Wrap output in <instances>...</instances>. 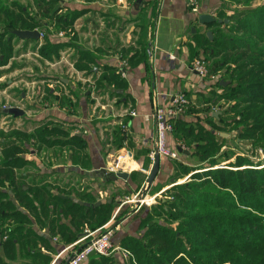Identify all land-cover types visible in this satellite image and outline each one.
<instances>
[{"label":"crops","instance_id":"1","mask_svg":"<svg viewBox=\"0 0 264 264\" xmlns=\"http://www.w3.org/2000/svg\"><path fill=\"white\" fill-rule=\"evenodd\" d=\"M197 2L198 13L192 12L189 0H62L63 10L58 14H70L74 18L70 25L74 40L60 50V58L48 60L38 51L46 40L53 44L69 42L68 37L58 35L57 30L61 31L62 26L55 25L57 30L49 28L53 33H48L44 40L40 39L42 41L14 40L17 55L7 66L0 68V79L21 72V67L13 69V61L24 57L27 51L22 50L31 46L39 56L41 73H37L38 80L27 82L40 84L36 96L31 99L23 95L20 106L6 104L5 107H16L25 112L21 117L4 113L12 123L11 129L15 128L14 124L22 123V132L30 135L41 127H57L69 138L53 135V141H67L76 136L85 144L80 147L76 143L73 150L69 146L60 150L58 146L44 145L40 151L36 147L31 155L26 154L24 157L33 163L29 166L33 170L24 172L26 167L18 175L25 177L27 185L48 186L52 194L62 192L63 199H70L87 211L105 203H115L106 224L112 225L119 216L116 212L122 203L146 186L154 166L149 154L154 149L156 125L152 115L155 102L166 105L180 93L191 101L188 113L179 118L182 125L179 124L169 138V148L178 153L186 128L195 129L200 125L210 129L207 123L211 118L213 124L219 125L213 109L209 112L211 83L201 79L192 64L199 57L203 58V38L213 30L212 24L200 23L199 17L209 14L217 19L222 2ZM170 56L175 60L169 59ZM122 60L130 64L127 77L122 80L123 88L106 86L103 79L112 71L117 73ZM23 80L16 81L22 83ZM88 81L95 83V92L89 88ZM0 96L6 103L7 100L15 102L11 91L2 90ZM132 110L137 113L135 118L124 116ZM121 122L128 123L127 133L121 130ZM119 156H126L129 179L108 182L102 171H106ZM48 159L52 160L49 167L42 163ZM178 161L190 166L189 153H181ZM177 172L175 161L161 157L159 173L149 189V201L161 198L160 195L174 185ZM128 206L123 205L122 210ZM59 207L62 213L69 205ZM18 208L32 221L31 227L37 238L43 239L36 242V249L45 260L34 262L27 258L20 244L11 257H3L5 264H66L64 258L82 246L83 243H77L86 236V230L76 231L70 216L59 214L55 225L57 229L63 226L72 230L75 241L67 244L51 234L43 216H36L29 208ZM138 210L120 223L115 222L112 238L115 248H122L121 242L127 237H138L141 219L145 216ZM70 247L74 248L57 259ZM111 257L119 264L127 262L121 251Z\"/></svg>","mask_w":264,"mask_h":264},{"label":"trees","instance_id":"2","mask_svg":"<svg viewBox=\"0 0 264 264\" xmlns=\"http://www.w3.org/2000/svg\"><path fill=\"white\" fill-rule=\"evenodd\" d=\"M61 1H36L37 16L56 20L54 24L62 26L61 31L69 38L63 44L45 41L38 54L48 60L60 58V50L74 40L70 29L74 18L58 14L63 10ZM231 1L242 6L250 2L221 0L217 20L222 23L212 24L213 38H203L204 56L198 58L213 61L216 66L210 65V71L220 76L208 102L223 103L219 125L213 124L211 118L207 123L210 129L200 125L186 128L181 141L191 163L189 166L173 160L178 171L174 183L187 176H191V181L171 187L169 199L152 206L149 214L143 211L147 210L144 205L138 210L145 214L138 237H127L121 242L136 264H264V162L254 163L234 151L224 152L233 140L237 146L247 143L264 153V5L236 19L227 14ZM42 25L20 3L0 0V68L15 57L14 40L19 38L12 32L40 31ZM237 33L241 37H234ZM122 80L118 69L103 79L106 86L113 85L114 89L123 88ZM222 80L227 85H222ZM179 124L182 122L177 119L176 129ZM227 128L230 140L219 134ZM16 134L0 141V264H5L3 257H11L20 244L27 258L34 262L45 260L36 249V242L41 239L34 234L30 218L18 206L43 216L51 234L68 244L75 241V236L70 228H56L59 214L70 216L76 231L86 230L87 234L109 222L115 204L105 203L87 211L70 199H63L62 192L52 194L48 186L27 185L25 177L18 175L20 170L33 166L24 157L26 154L31 155L36 147L40 151L44 145L58 146L61 150L66 146L72 149L76 143L80 147L85 144L76 136L67 141H53V135L69 138L57 127H41L30 135ZM19 135L22 139L17 141ZM226 162L229 163L222 165ZM59 205L69 207L61 213ZM89 264L119 263L111 256H93Z\"/></svg>","mask_w":264,"mask_h":264},{"label":"built area","instance_id":"3","mask_svg":"<svg viewBox=\"0 0 264 264\" xmlns=\"http://www.w3.org/2000/svg\"><path fill=\"white\" fill-rule=\"evenodd\" d=\"M189 6L192 9V12L198 13L199 12V5L197 0H189ZM59 37L64 38L66 37L65 32L60 31L58 32ZM44 38L43 32L40 33V39ZM169 59L175 60L174 57L170 56ZM128 62L122 60L118 67V73L120 74L122 79L127 77V69H128ZM192 69L198 74L201 79L208 80L211 83V89H214V86L219 83V75L215 73H211L209 62L204 59H198L194 61L192 64ZM89 82V88H91L92 92L96 91V86L94 82ZM156 97V95H155ZM191 105L190 99L184 94L180 93L175 95L171 102L164 105L155 102L154 113L152 118L155 122L156 129H155V139H154V149L150 152L149 158L152 163H155L156 156L159 155L160 157L167 158L170 160H178L179 153L175 150L169 148V138L173 135L175 131V123L177 119L181 116L185 115ZM11 107H6V110L10 109ZM124 116H129V118H135L137 116L136 111L132 110L130 112H126ZM122 126L123 133L128 132V123L124 124V122L120 123ZM180 149L185 150L184 146H179ZM126 156L128 154L126 153ZM126 156H119L117 159L112 163L110 167L106 169V173L108 174H116V173H126V163L125 158ZM190 178V177H189ZM177 185V184H174ZM173 185V186H174ZM172 186V187H173ZM149 191L146 186L132 199H126L122 206L116 212V215L122 211L123 205H131L135 204V208L131 210L127 216H132L138 209H140L143 204L148 203L145 202L146 194ZM151 199V198H150ZM155 199V198H154ZM153 200V199H152ZM139 204V206H138ZM111 224V223H110ZM115 234V228L111 225H106L101 229H98L93 232H88L85 237H83L77 244L83 243L81 247L71 251L70 254L66 256L65 262L66 264H87L93 256H103V257H110L116 251H121L122 256L126 262V264H136L133 256L127 250L122 248H115L112 244V238ZM89 240V241H88ZM72 247L66 249L59 255L57 259H59L65 252L69 251ZM74 248V247H73ZM72 248V249H73Z\"/></svg>","mask_w":264,"mask_h":264},{"label":"rangeland","instance_id":"4","mask_svg":"<svg viewBox=\"0 0 264 264\" xmlns=\"http://www.w3.org/2000/svg\"><path fill=\"white\" fill-rule=\"evenodd\" d=\"M13 1L18 2L22 6L27 8L29 10V12L33 15V17L36 16L37 20H40L43 23V25L40 28H38L44 34L43 40L46 38L48 33H51L54 29H56L55 24H54L55 20H52V19L42 20L41 16H39V15L37 16V12H39V10L36 9V1L37 0H9V4L13 3ZM228 5L230 6V10L227 11L228 17L229 18L239 19L240 17L244 16L248 10L255 9V8L260 7V6H263L264 5V0H250L248 6L235 5L233 3V1L229 2ZM49 28H51L53 30L51 31ZM57 31L60 32L59 30H57ZM234 37L238 38V37H241V35L240 34L234 35ZM40 41H42V40H40ZM32 47L33 46L29 47L26 50H22L23 52L27 51L26 54H24V57L20 58L19 60L13 61V69H16V68L19 69L21 67L22 68L21 72L18 73V74L8 75L7 77L3 78L2 80L0 79V91H2V90H6V92L7 91H11V93L14 94V97H15V102H13V103H10L9 102L10 100H7V103H6V99H4V98L0 100V141H1L2 138H9L12 134H14V136H17L16 133H24V132H22L23 129L21 128L22 127V123L14 124L15 128L11 129L12 128V123L8 122V118L4 114V113H6L5 112L6 111V107L5 106H7L6 104L20 106V105L23 104L22 103L23 100H24L22 98L23 95L29 96L32 99L34 97V95L36 96V94L38 93V87H40L39 86L40 84L36 83L35 85H31V83H27V82H34L35 80H38L37 76H38L39 73H41V68H39V56H38V54L36 52H34L32 50ZM208 62H209V65H211L212 67L216 66L213 61L210 60ZM5 71H7V70H5ZM45 71L46 70H44V72ZM0 73H2L1 70H0ZM20 78L24 79L23 80L24 82L20 83V82L16 81V80H18ZM9 82L11 84H9ZM35 92H36V94H35ZM218 93L220 94L221 90H218ZM221 105H223V103H220L219 105L212 104L211 107L209 108V112L213 109L214 113L220 112V115H221V113L223 112V108L220 107ZM187 113H188V111H187ZM2 114H3V117H2ZM220 115H218V117ZM229 130H230V128H227V130H225V132H223V133L221 132L219 134L223 135V137L225 139L230 140L232 138V136L229 135V133L226 132V131H229ZM18 137H21V136L19 135ZM14 138H17V137H14ZM21 139H22V137L21 138H17V141H20ZM181 144H182V146H184L183 143H181ZM224 150H225L224 151L225 153H229L230 151H234V153L237 156L249 157L254 163L264 162V153L261 150L255 151L254 148H252L247 143H243V144L237 146V144L235 142H233V140H231L229 142L228 148L226 147ZM0 157H2L1 151H0ZM51 162H52L51 159L42 161V163H44V165L47 166V167H49L48 165H50ZM227 163H229V162H226V163H224L222 165H226ZM223 167H225V166H223ZM29 170L32 171L33 167L26 168L24 170V172L25 171L28 172ZM189 177L190 176L184 177V178L180 179L178 182H180V184L190 182L191 181V179H190L191 177L190 178ZM171 192H172V190H168L164 194H161L160 195L161 198H159L157 200H152L150 203H148V206H146L147 204H143L144 206L147 207V210L144 209L143 211H146L145 213L149 214V212H151L150 211L151 207L154 206V205H157L162 200L163 201L164 200L167 201L169 199L168 195H170L169 193H171ZM146 195H147L146 196V198H147L149 196V191L147 192ZM134 208H135V204H131L130 206L124 208L122 210V212L119 214L118 218L115 220V222L116 223H118V222L120 223L121 222L120 219L125 218V216H127L128 213L131 210H133ZM115 222L111 225L112 227L114 226ZM175 225H173L174 228H175ZM113 228H115V227H113ZM114 236H115V234H114ZM89 263H90V261H89Z\"/></svg>","mask_w":264,"mask_h":264},{"label":"water","instance_id":"5","mask_svg":"<svg viewBox=\"0 0 264 264\" xmlns=\"http://www.w3.org/2000/svg\"><path fill=\"white\" fill-rule=\"evenodd\" d=\"M199 21L202 24H213L216 21H218L219 23H222V20H217L215 17L209 15V14H203L199 17ZM13 35H15L16 37H18L20 40H35V41H39L40 40V31L35 30V31H22V30H15L12 32ZM208 36L210 39L213 38V34L211 32L208 33ZM222 85H227V83H225L224 81L221 82ZM8 115L14 116V117H21L25 114V112L19 108L16 107H11L10 109L7 110L6 112ZM218 115H220V112L218 113H214V117H218ZM180 153H185L182 149H179ZM160 159L161 157L159 155L156 156V160L154 163V166L151 170V173L147 179V189H150L151 186L153 185L155 179L157 178V175L159 173L160 170ZM103 176L106 177V179H108V182L110 181H118V179L124 180V181H128L129 179V174L128 173H116V174H108L105 171H102ZM191 177V176H190ZM174 184H179V183H174ZM139 206V204H138Z\"/></svg>","mask_w":264,"mask_h":264},{"label":"bare ground","instance_id":"6","mask_svg":"<svg viewBox=\"0 0 264 264\" xmlns=\"http://www.w3.org/2000/svg\"><path fill=\"white\" fill-rule=\"evenodd\" d=\"M145 202L150 203L151 201H149V199L147 198V199L145 200Z\"/></svg>","mask_w":264,"mask_h":264}]
</instances>
